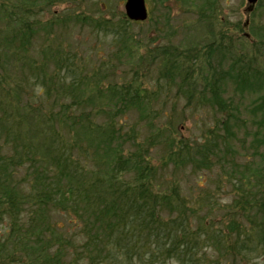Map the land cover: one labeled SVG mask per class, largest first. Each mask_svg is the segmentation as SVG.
Here are the masks:
<instances>
[{"label":"trees","instance_id":"obj_1","mask_svg":"<svg viewBox=\"0 0 264 264\" xmlns=\"http://www.w3.org/2000/svg\"><path fill=\"white\" fill-rule=\"evenodd\" d=\"M36 1L0 11V264H160L167 258L225 264L227 254L232 264L234 255L239 263L258 264L253 254L264 255V69L219 41L222 35L193 58L162 48L158 79L187 102L226 115L223 135L208 127L194 145L172 135L171 118L156 112L159 89L139 77L107 84L115 72L111 58L91 67L85 53L50 38L55 25L71 20L93 28L90 20L54 15L38 22L30 15ZM115 33L117 50L131 64L128 36ZM253 33L262 47L264 28ZM36 36L43 37L39 49ZM10 61L24 76L10 70ZM245 94L260 98L248 111L255 127L251 148L259 157L241 164L230 157L228 173L237 179L233 207L243 210L236 212L243 222L231 218L225 231L211 229L206 215L194 219L201 209L170 183L168 164L225 168L219 144L232 148L242 126L233 97L239 102ZM132 113L137 119L130 125ZM142 123L150 131L145 137ZM158 141L164 148L155 164ZM210 244L223 260L209 261Z\"/></svg>","mask_w":264,"mask_h":264},{"label":"rangeland","instance_id":"obj_2","mask_svg":"<svg viewBox=\"0 0 264 264\" xmlns=\"http://www.w3.org/2000/svg\"><path fill=\"white\" fill-rule=\"evenodd\" d=\"M204 1L146 0L149 14L147 19L141 22L126 19L125 0H47L43 3L38 0V3L36 1L32 5L30 15L38 22H47L54 15L62 17L63 20H66L67 16H84L88 21L90 20L93 28L87 27L85 23L75 25L71 20L65 21L64 27L55 25L50 38L56 42L57 35L64 46L68 44V48L78 51L79 55L85 53L87 64L91 67L97 60L103 62L111 58L115 72L114 75L108 76L107 84L114 81L126 83L129 79L139 77L143 85L154 89L155 92L159 89L161 95L154 103L156 112L160 113L159 110H162L166 117L171 118L172 125L170 124L169 127H171L172 135L193 142L195 145V142L204 140L208 134V127L223 135L220 121L226 115L211 105L187 102L180 97L175 87L169 88L158 79L160 67L158 62L164 51L162 48L191 54L193 58L203 46L208 45V42L211 40L217 42V36L222 35L223 38L219 41L238 48L237 53L239 50L242 51L247 57L255 59L259 64L258 67L264 69V45L257 47L256 42L259 38L253 33L255 27L264 28V0H259L249 14L246 13V0H209L206 3ZM0 4H4L0 10L2 13L6 10H14L13 8L19 10L20 5L27 6L23 0H0ZM205 4L207 5L204 6ZM203 6L212 8L203 11ZM247 19L249 23L245 25ZM0 25H4L2 20ZM117 30L129 38L127 46H130L128 50L132 56L131 64L127 62L125 56H122V52L117 50L118 41H115ZM4 31L7 32V29L5 28ZM42 41L43 37L36 36L33 46L39 49ZM9 63L11 71H18L21 76H24L23 70L13 68L15 64L12 61ZM138 65H143L144 68ZM135 73L137 76H134ZM231 94L229 87L225 95ZM233 99L239 106L238 123H242V126L240 129H235L236 132L231 138L232 148L228 147L226 150L223 144H219L218 151L221 157H224L225 168L213 167L206 170L201 166L194 167L187 164L176 166L173 164L175 160L171 161L167 168L170 183L179 188L188 204L201 209L194 219H197L200 214L206 215L208 223L212 224L211 229H222V231H225L231 218L243 222L241 216L236 215L237 211L241 214L243 210L233 207L236 192L234 182L237 179L228 175L231 169L230 157H236L233 161L239 164L244 161H256L259 157V151L253 153L251 148L255 127L251 125L252 120L248 111L252 105L259 103L260 98L255 94H245L239 102L238 95H234ZM19 107L17 105L16 108L19 109ZM136 119L135 113L127 117L130 125ZM149 134L147 126L142 123L141 137ZM163 148L162 141H158L152 147V161L155 164L159 163L158 158L162 157ZM227 245L232 247L234 244ZM218 248L210 244L206 249L209 261L223 260L219 258ZM201 252L202 250L199 254ZM256 255L258 254H253L255 256L253 261L264 264V255L258 257ZM224 257L227 259L225 264H232L230 255L227 254ZM233 261L235 264H242L239 263L241 260L238 261L236 255ZM160 264H178V262L173 258H167Z\"/></svg>","mask_w":264,"mask_h":264},{"label":"water","instance_id":"obj_3","mask_svg":"<svg viewBox=\"0 0 264 264\" xmlns=\"http://www.w3.org/2000/svg\"><path fill=\"white\" fill-rule=\"evenodd\" d=\"M257 0H247L248 10H252ZM126 15L133 20H143L147 16L145 0H126L125 2Z\"/></svg>","mask_w":264,"mask_h":264}]
</instances>
